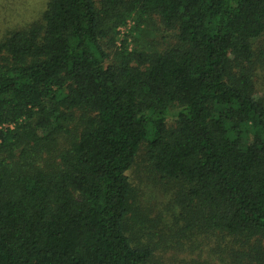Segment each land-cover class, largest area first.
Segmentation results:
<instances>
[{
    "label": "trees",
    "instance_id": "obj_1",
    "mask_svg": "<svg viewBox=\"0 0 264 264\" xmlns=\"http://www.w3.org/2000/svg\"><path fill=\"white\" fill-rule=\"evenodd\" d=\"M151 14L174 44L109 52L120 26ZM263 36L264 0H49L5 35L0 264H149L152 239L129 233L144 143L183 184L181 229L207 252L187 264H264Z\"/></svg>",
    "mask_w": 264,
    "mask_h": 264
},
{
    "label": "rangeland",
    "instance_id": "obj_2",
    "mask_svg": "<svg viewBox=\"0 0 264 264\" xmlns=\"http://www.w3.org/2000/svg\"><path fill=\"white\" fill-rule=\"evenodd\" d=\"M48 1L0 0V40L12 30L26 28L41 20ZM117 30L116 45L111 40L105 41L110 53L117 50L125 39L130 50L149 53L163 50L176 40V33L167 29L155 14L129 19L127 24ZM255 52V95L264 99V36L256 40ZM172 119L174 118L170 120ZM69 125L71 129L75 127L73 121ZM129 174L134 193L129 233L137 242L152 239L151 245L155 248V253L149 264H187L192 258L199 257V253L206 257L207 252L200 243L201 238L195 239V234L183 233L186 231L181 229L180 190L183 184L163 177L156 171L148 157L145 143Z\"/></svg>",
    "mask_w": 264,
    "mask_h": 264
}]
</instances>
